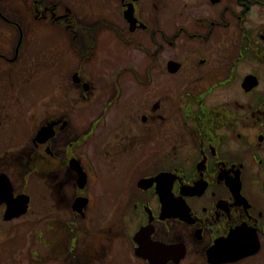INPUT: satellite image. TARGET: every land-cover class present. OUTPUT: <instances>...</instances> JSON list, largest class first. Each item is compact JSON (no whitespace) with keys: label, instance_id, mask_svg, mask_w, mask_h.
<instances>
[{"label":"flooded vegetation","instance_id":"af4514ba","mask_svg":"<svg viewBox=\"0 0 264 264\" xmlns=\"http://www.w3.org/2000/svg\"><path fill=\"white\" fill-rule=\"evenodd\" d=\"M65 1L25 0V7L32 20L48 25L45 9L67 10L63 15L71 20L61 16L52 24L70 40L104 33L142 51L149 60L142 72H121L137 84L139 95L124 111L113 106L119 96L108 98L109 108L92 120L83 139L65 112L52 114L40 126L54 123L53 135L38 143L36 130L26 146L0 158V172L14 189L22 170H39L51 212L73 234L66 241L70 264H113L112 221L105 229L108 241L98 250L89 243L86 251L75 222L94 206L93 187L101 180L76 152L86 137L95 140L104 129L103 165L110 180L118 177L113 153L138 154L134 175L120 178L124 216L134 226L122 264H264V0H72V6ZM101 4L108 18L86 24L76 14ZM114 7L119 22L110 16ZM137 40H149L153 48L143 50ZM74 84L85 92L94 89L79 79ZM72 160L86 174L82 188ZM77 198L87 199L80 211ZM48 219L47 214L41 221ZM43 245L48 254L49 240ZM233 253L236 260L223 261Z\"/></svg>","mask_w":264,"mask_h":264},{"label":"rangeland","instance_id":"374dc122","mask_svg":"<svg viewBox=\"0 0 264 264\" xmlns=\"http://www.w3.org/2000/svg\"><path fill=\"white\" fill-rule=\"evenodd\" d=\"M68 2L72 6V0ZM24 3V0H0V10L4 12V16L9 21L22 24L26 31L22 40H18L12 26L6 21H0V158L5 159L15 154L18 150L16 146H26L46 118L57 112H65L71 118L75 132L83 139L92 120L109 108V105H105L108 98L119 96V105L116 101L117 104L113 106L124 111L130 99L138 97L137 84L121 72L134 67L141 73L149 63L147 55L142 51L132 49L102 32L91 40L75 36L73 42L64 31L32 20ZM113 9L109 10L110 16L119 22L116 8ZM76 14L86 24L109 17L105 5L91 11L78 8ZM17 42L20 43L18 55L14 52ZM93 43L95 48L90 51ZM137 43L143 50L153 48L149 40H137ZM74 45L79 54L83 55V60ZM75 72L79 73V80L92 84L94 89L85 92L81 86L77 88L74 84L77 82L72 80ZM97 96L103 99L94 102ZM100 131L95 140L86 137L78 153L76 152L81 164L84 167L93 166L95 173L98 172L101 178L97 181L100 187L95 189L97 184L93 187L95 204L88 207L89 214L80 219L75 218L76 233L84 251L89 243V246L98 250L108 241L105 229L112 221V261L113 264H122L127 252L126 237L134 226L124 216L128 211L121 195L120 178L134 175L138 167L135 166L138 154L115 156L113 153V176L118 177L110 180L103 165L104 152L101 147L106 131ZM89 172L93 175L91 168ZM21 174L14 178V191H23L30 196V208L25 216L4 222L1 219L4 207H0V252L6 253V256L0 255V264H70V259L66 257V241L73 234L59 224L57 213L51 212L52 202L39 170H22ZM134 186L135 181H129L130 189L135 190ZM69 194H73L72 189ZM58 206L65 208L63 204ZM120 209L122 210L117 213ZM47 214L49 230L46 231V221L41 219ZM84 227L90 229V232L85 234ZM48 240L51 250L46 254V245L43 243ZM35 251L38 253L35 254Z\"/></svg>","mask_w":264,"mask_h":264},{"label":"water","instance_id":"95a60500","mask_svg":"<svg viewBox=\"0 0 264 264\" xmlns=\"http://www.w3.org/2000/svg\"><path fill=\"white\" fill-rule=\"evenodd\" d=\"M76 75H74L75 77ZM75 81V78L74 80ZM77 82V81H75ZM53 135L52 124H47L42 126L36 133L35 141L39 143H43L47 138ZM70 168L74 170L77 175V183L80 188H82L86 181V175L81 169L79 163L76 160L70 161ZM4 203L6 205L5 213L3 215L4 220H10L12 218H17L23 215L29 203V197L25 194L14 195L12 186L7 178V176L3 173H0V204ZM79 204L77 210L80 211L86 205L87 199L85 198H77L75 204ZM231 245V243H230ZM227 247V246H226ZM234 247V246H233ZM218 247H215L214 252ZM242 248V247H241ZM238 258V257H237ZM236 260V255H229L228 258H225V261H234ZM153 264V263H150Z\"/></svg>","mask_w":264,"mask_h":264},{"label":"trees","instance_id":"16d2710c","mask_svg":"<svg viewBox=\"0 0 264 264\" xmlns=\"http://www.w3.org/2000/svg\"><path fill=\"white\" fill-rule=\"evenodd\" d=\"M53 17H55V19H57V18H59L60 16H58L57 15V12H56V10H54L53 12ZM52 13H48L47 14V16L48 17H52ZM46 14V13H45ZM66 24V28L68 29V30H70L71 29V27H72V24H69L68 22H65ZM55 24H57V22H55ZM19 50H20V47H19Z\"/></svg>","mask_w":264,"mask_h":264},{"label":"bare ground","instance_id":"6f19581e","mask_svg":"<svg viewBox=\"0 0 264 264\" xmlns=\"http://www.w3.org/2000/svg\"><path fill=\"white\" fill-rule=\"evenodd\" d=\"M24 6H26V4L24 3ZM54 126H55V124L54 123H52V130H54Z\"/></svg>","mask_w":264,"mask_h":264}]
</instances>
